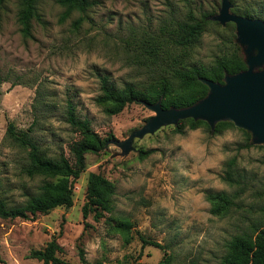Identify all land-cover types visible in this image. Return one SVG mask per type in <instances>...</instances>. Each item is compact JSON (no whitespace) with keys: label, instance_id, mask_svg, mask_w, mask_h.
<instances>
[{"label":"rangeland","instance_id":"obj_1","mask_svg":"<svg viewBox=\"0 0 264 264\" xmlns=\"http://www.w3.org/2000/svg\"><path fill=\"white\" fill-rule=\"evenodd\" d=\"M235 2L264 19V0ZM220 7L221 0H94L86 13L75 11L62 21L65 8L58 0H39L41 20H33V37L26 39L19 0H0V198L24 205L52 180L25 172L27 150L7 136L9 121L18 129L33 127L48 155L71 158V145L80 138L66 121L72 99L102 137L114 136L102 152L87 154L72 207L30 219L0 217V264H42L31 252L53 237L63 264H159L170 255L171 264H218L235 236L264 224V144L254 143L246 130L234 124L216 132L206 121L180 133L164 125L136 138L134 149L123 154L114 141L128 138L155 112L134 102L111 115L98 102L100 74L118 87L149 81L148 68L135 58V44L147 33L189 8L201 16ZM211 21L192 62L212 64L226 41L237 42L235 23ZM40 95L52 104L50 111L36 107ZM91 172L115 184L111 210L99 219L83 214ZM232 172L238 182L226 179ZM219 191L236 196L225 215L212 214L206 199L207 192Z\"/></svg>","mask_w":264,"mask_h":264},{"label":"trees","instance_id":"obj_2","mask_svg":"<svg viewBox=\"0 0 264 264\" xmlns=\"http://www.w3.org/2000/svg\"><path fill=\"white\" fill-rule=\"evenodd\" d=\"M3 1V0H1ZM39 0H19L18 21L24 38L33 37V20H41ZM232 11L248 17H258V12L249 7H239L235 0ZM65 11L61 20L67 19L73 12L86 13L94 5V0H58ZM216 12L204 13L198 16L192 8L185 15L171 16L164 21L155 34L147 33V38L136 42V55L149 70L150 79L144 84L126 83L118 87L111 82L106 74H100L102 94L98 102L104 106L108 114H118L134 102L156 103L161 99L164 108H184L191 106L204 98L209 88L201 81L208 78L217 82H224L226 74H236L247 68L243 48L236 40L224 43V48L212 64L196 63L190 60L193 48L200 42L210 16ZM260 17V16H259ZM83 17L75 20V26L82 23ZM233 23V22H230ZM228 24V23H227ZM36 107L52 109V104L38 97ZM66 121L79 139L71 145L72 157L65 153L50 156L41 146L34 135L33 127L18 129L9 121L7 136L20 147L27 150L25 172L30 176L41 175L52 180H45L37 194L32 195L21 206H11L0 198V217L2 218H35L38 214H47L57 207H72L74 205L75 183L87 167V154L102 152L113 135L102 137L88 118H82L77 112V106L72 99L66 103ZM150 119V118H149ZM148 119V120H149ZM205 120L186 118L175 125L177 132H185L188 125L191 129ZM232 121H220L216 125V132H221ZM250 136L251 133L247 132ZM147 154L141 151L140 155ZM235 161H231L234 166ZM240 177V175H239ZM235 173H228L227 180L238 182ZM115 184L100 173L91 172L88 176L86 201L83 206L84 217L94 213L95 218L104 216L111 210L112 196ZM236 196L226 191L207 192L206 199L211 203V213L225 215L235 204ZM118 227L128 231L130 224L119 221ZM146 243V240H143ZM156 244V243H154ZM226 254L218 264H264V224L256 227L252 233L235 236L228 244ZM61 245L53 237L43 249L33 250L31 256L42 261V264H63L59 256ZM172 256L161 260L159 264H171Z\"/></svg>","mask_w":264,"mask_h":264},{"label":"water","instance_id":"obj_3","mask_svg":"<svg viewBox=\"0 0 264 264\" xmlns=\"http://www.w3.org/2000/svg\"><path fill=\"white\" fill-rule=\"evenodd\" d=\"M231 0H221L219 12L211 20L226 25L233 22L237 28V42L243 48L247 68L226 74L224 82L208 78L201 81L209 88L207 95L195 104L164 108L161 99L156 103L143 102L155 115L125 140H116L123 154H128L136 138L155 133L164 125H177L180 120H205L212 131L220 121H232L237 127L251 133L252 141L264 144V19L248 17L232 11Z\"/></svg>","mask_w":264,"mask_h":264}]
</instances>
